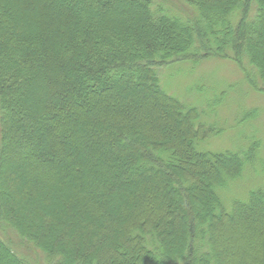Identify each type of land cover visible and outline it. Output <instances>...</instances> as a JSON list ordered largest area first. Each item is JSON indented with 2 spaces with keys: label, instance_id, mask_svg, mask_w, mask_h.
<instances>
[{
  "label": "trees",
  "instance_id": "trees-1",
  "mask_svg": "<svg viewBox=\"0 0 264 264\" xmlns=\"http://www.w3.org/2000/svg\"><path fill=\"white\" fill-rule=\"evenodd\" d=\"M209 61L264 94V0H0V264H264L261 108L212 149Z\"/></svg>",
  "mask_w": 264,
  "mask_h": 264
},
{
  "label": "rangeland",
  "instance_id": "rangeland-1",
  "mask_svg": "<svg viewBox=\"0 0 264 264\" xmlns=\"http://www.w3.org/2000/svg\"><path fill=\"white\" fill-rule=\"evenodd\" d=\"M200 70L211 72L213 74V80H217L216 78L220 80H225L229 82L228 85L232 87V91L230 92L225 90L229 97L227 98V100H225V102H224V99H221L222 101H220V106L215 111V117L217 115V119L223 123V125L225 126L224 127L225 131L221 132L222 134L220 136L213 138V140L210 143V147L216 150H224V149L231 148V147L237 148L236 145H239L240 147H244L245 140L232 143L230 136L232 135L233 132H232V129H228V127L231 128V126H233L234 124V119L236 115L235 113L237 112L238 103H239L240 106H244L246 108H255V109L261 108L260 113L256 117L253 124L258 129V136L261 138L260 139L262 143L261 146L264 151V94L256 93L253 90L248 92V89H249L248 86L244 83H241L242 82L240 80L241 74L239 73L237 68L230 63L229 64H217L214 61L204 62L202 66L200 67ZM237 84H239L241 87L238 86ZM257 85L258 87L263 88L262 84L257 83ZM223 86H226V85L221 83L219 87H223ZM236 90L239 92L245 93V96L243 97L239 96L240 101L237 99L236 95L234 94ZM219 94L220 93L218 92V95ZM180 95L182 96V92H180ZM182 98L186 104H191V102H193L195 103V106L198 110L204 111L205 107L203 106V101H201V98H199L198 101L195 102L198 96H195V98H192L191 95L189 96L187 95V96H182ZM102 185H103V182H102ZM240 188H242V186H240L239 188L235 190L230 191L229 194L232 195L233 192H237ZM229 194L227 193L226 195L228 196ZM3 261L5 262V260ZM41 264H50V263L49 261L44 260V262Z\"/></svg>",
  "mask_w": 264,
  "mask_h": 264
}]
</instances>
